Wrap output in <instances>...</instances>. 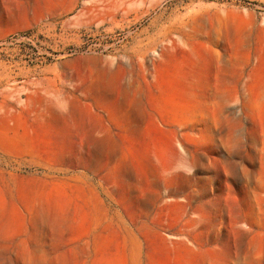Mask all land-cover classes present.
I'll return each mask as SVG.
<instances>
[{
	"label": "rangeland",
	"instance_id": "1",
	"mask_svg": "<svg viewBox=\"0 0 264 264\" xmlns=\"http://www.w3.org/2000/svg\"><path fill=\"white\" fill-rule=\"evenodd\" d=\"M0 264H264V0H0Z\"/></svg>",
	"mask_w": 264,
	"mask_h": 264
}]
</instances>
